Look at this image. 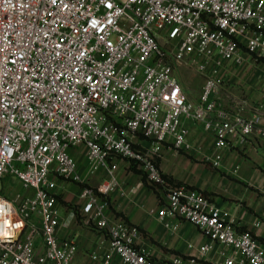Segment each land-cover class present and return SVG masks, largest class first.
Masks as SVG:
<instances>
[{
  "label": "built area",
  "instance_id": "built-area-1",
  "mask_svg": "<svg viewBox=\"0 0 264 264\" xmlns=\"http://www.w3.org/2000/svg\"><path fill=\"white\" fill-rule=\"evenodd\" d=\"M262 62L264 0H0V264H77L80 231L93 264H162L139 246L141 228L109 214L122 162L165 190L166 228L178 230L172 216L208 239L200 253L215 245L227 250L223 264H264V236L237 232L157 165L165 146L199 151L214 168L235 144L264 150L260 118H246L240 100L234 111L219 102L231 67ZM184 67L203 79L197 100L185 97ZM188 122L212 150L192 142ZM79 146L87 176L107 178L83 186L78 212L63 215L58 182L80 181L70 153Z\"/></svg>",
  "mask_w": 264,
  "mask_h": 264
},
{
  "label": "crops",
  "instance_id": "crops-1",
  "mask_svg": "<svg viewBox=\"0 0 264 264\" xmlns=\"http://www.w3.org/2000/svg\"><path fill=\"white\" fill-rule=\"evenodd\" d=\"M227 73V79L219 95L220 104L227 110L234 111L240 100L244 105L242 114L246 118L258 117L264 123V62L254 66L248 63L240 67L234 66ZM202 84L198 92L194 93L187 85L185 87L181 83L183 90L185 88L186 99L197 100ZM187 125L191 130L192 142L203 152L212 150L211 135L206 134L201 125L191 122ZM142 144L147 145L144 141ZM161 152L162 155L157 158V165L170 185L185 186L190 190L201 192L220 208L226 215L227 223L237 232H250L255 239L262 240L264 150H255L250 146L240 148L235 144L224 152L221 168H214L205 163L199 151L191 154L177 153L165 146ZM70 153L77 161L80 181L58 182L57 194L63 215L78 212L83 186L97 189L107 178L105 170L96 176H87L84 147H74ZM133 167L136 166H128L123 162L120 164L118 176L121 187L119 191L108 197L109 214L141 228L144 237L139 240V246L162 264H170L175 258L183 259V264H223L227 254L225 248L214 245L208 253L202 254L198 251L197 247L208 244L209 241L195 226L172 216H168L165 221L171 226L179 224L178 230L173 231L164 226V223L158 219V211L166 202L165 190L148 183L142 177V173L137 172ZM136 169L139 170L137 167ZM80 233L78 237L80 249L76 263L93 264L88 254L92 243L88 242L83 231ZM189 244L194 248H188ZM192 260L195 262L192 263Z\"/></svg>",
  "mask_w": 264,
  "mask_h": 264
},
{
  "label": "rangeland",
  "instance_id": "rangeland-1",
  "mask_svg": "<svg viewBox=\"0 0 264 264\" xmlns=\"http://www.w3.org/2000/svg\"><path fill=\"white\" fill-rule=\"evenodd\" d=\"M177 75L180 78V82L183 83L184 86L187 85V87L189 88L190 91H193L194 93L198 92V88H199L200 84H202L203 79L199 78V76L196 74L194 69L184 67V69H180L177 72ZM182 77H183V79H182ZM190 84H192V85H190ZM184 90H185V88H184ZM5 187L7 188V186H5ZM0 188H1V182H0ZM13 192H23L22 186L20 185V182H18V181L16 182V184L14 185V188H13Z\"/></svg>",
  "mask_w": 264,
  "mask_h": 264
},
{
  "label": "trees",
  "instance_id": "trees-1",
  "mask_svg": "<svg viewBox=\"0 0 264 264\" xmlns=\"http://www.w3.org/2000/svg\"><path fill=\"white\" fill-rule=\"evenodd\" d=\"M134 170H136L139 173H142L140 170H137L136 167H133ZM163 177L167 180V178L165 177V175H163Z\"/></svg>",
  "mask_w": 264,
  "mask_h": 264
}]
</instances>
